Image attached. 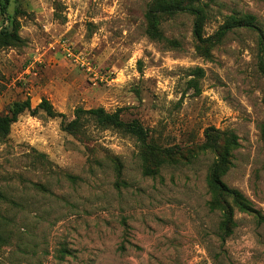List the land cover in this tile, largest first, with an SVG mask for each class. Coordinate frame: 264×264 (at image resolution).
<instances>
[{
    "label": "rangeland",
    "instance_id": "obj_1",
    "mask_svg": "<svg viewBox=\"0 0 264 264\" xmlns=\"http://www.w3.org/2000/svg\"><path fill=\"white\" fill-rule=\"evenodd\" d=\"M201 2L200 47L188 14L150 39L152 0H0V115L48 100L148 134L21 116L0 141V264H264V0ZM246 15L261 32L217 36Z\"/></svg>",
    "mask_w": 264,
    "mask_h": 264
},
{
    "label": "trees",
    "instance_id": "obj_2",
    "mask_svg": "<svg viewBox=\"0 0 264 264\" xmlns=\"http://www.w3.org/2000/svg\"><path fill=\"white\" fill-rule=\"evenodd\" d=\"M5 1L6 3L9 2V0ZM181 14H188L195 18L194 36L200 47L211 42L212 39H205L204 37L206 13L201 0H152L151 7L146 14V34L152 40L163 41L164 37L160 32L162 21L165 18H172ZM233 29H248L261 32L256 25V18L246 15L239 19L235 17L229 18L225 25L220 28L217 36L223 38ZM261 41L264 48L263 35H261ZM262 70L264 71V64ZM41 113L50 119H61L62 129L70 134L80 132L89 122H93L98 127L113 129L130 135L141 143H146L148 139V134L139 123H124L119 112L110 114L102 108L91 110L77 109L74 113L75 118L72 121H67L66 116L57 113L48 100H42L36 108H33L31 100L27 99L24 102L14 103L7 112L0 115V141L9 137L12 126L19 121L21 116L28 114L31 117H37ZM220 173L219 169L211 176L212 184L216 185V187L220 185V187H217L220 194L233 198L235 205L241 211L252 212L249 203L238 191L230 190L220 184ZM224 230L229 231L230 229Z\"/></svg>",
    "mask_w": 264,
    "mask_h": 264
},
{
    "label": "built area",
    "instance_id": "obj_3",
    "mask_svg": "<svg viewBox=\"0 0 264 264\" xmlns=\"http://www.w3.org/2000/svg\"><path fill=\"white\" fill-rule=\"evenodd\" d=\"M87 70H91V66L89 64L86 65Z\"/></svg>",
    "mask_w": 264,
    "mask_h": 264
}]
</instances>
